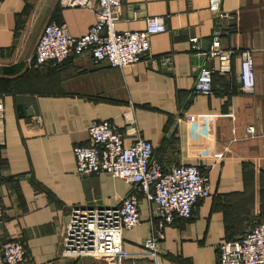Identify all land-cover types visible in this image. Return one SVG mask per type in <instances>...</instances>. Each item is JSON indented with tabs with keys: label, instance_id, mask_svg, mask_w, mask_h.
<instances>
[{
	"label": "crops",
	"instance_id": "crops-1",
	"mask_svg": "<svg viewBox=\"0 0 264 264\" xmlns=\"http://www.w3.org/2000/svg\"><path fill=\"white\" fill-rule=\"evenodd\" d=\"M58 1L0 0V242L22 245L20 264L99 263L66 260L59 252L70 209L117 207L132 191L105 174L74 173L72 149L87 145L90 124L107 121L125 146L133 141L126 131L134 128L163 168L196 166L211 191L195 202L189 220L163 226L137 194L139 224L122 234L121 264H217L218 244L247 230L264 188V0H120L117 33L142 31L151 17L166 27L150 37L144 58L121 70L93 65L87 55L30 67L46 24L63 25L78 38L94 21L95 0L90 8ZM218 11L226 17L217 18ZM215 30L228 54L224 62L189 47L190 38L207 47ZM242 51L252 56L253 96L237 90ZM164 59L169 66L154 70L151 61ZM200 67L211 71V96L191 94ZM153 230L162 235L155 259L142 246Z\"/></svg>",
	"mask_w": 264,
	"mask_h": 264
},
{
	"label": "built area",
	"instance_id": "built-area-1",
	"mask_svg": "<svg viewBox=\"0 0 264 264\" xmlns=\"http://www.w3.org/2000/svg\"><path fill=\"white\" fill-rule=\"evenodd\" d=\"M58 3L65 8H90L89 0H59ZM119 6L120 0H95L94 21L78 38L69 36L63 25L46 24L35 44L30 67L59 66L70 58L87 55L93 65L105 63L111 69L121 70L144 58L149 50L150 37L166 32V27L162 21L151 17L144 20L142 31L117 33L114 25ZM209 9L217 10V6L210 4ZM216 17L222 19L226 15L218 11ZM220 37V32L215 30L207 47H203L198 39L190 38L189 47L196 55L224 62L228 54L220 50ZM238 56V93L253 96L252 56L248 51L239 52ZM151 64L154 70H160L169 66V61L152 60ZM214 93L211 71L200 67L191 94L211 96ZM2 120L0 102V146L3 144ZM31 121L40 126L38 116L31 117ZM86 133L87 145L72 149L75 175L105 174L127 184L132 191L117 207L70 209L60 241L61 258L73 261L90 258L99 262L97 264H121L126 258L122 234L139 224L137 194L153 206V218L160 226L170 225L175 220H189L195 202L210 197V185L196 166L178 165L163 169L152 157L151 144L138 137L134 128L126 131V136L133 138L128 146L123 144L125 137L107 121L90 124ZM247 133H252L251 127L247 128ZM3 218L4 212L0 208V229ZM161 239V231L153 230L142 243L153 259L158 255ZM216 253L217 264H264V221H252L242 236L219 243ZM23 259L24 250L20 243L0 242V264H20Z\"/></svg>",
	"mask_w": 264,
	"mask_h": 264
},
{
	"label": "trees",
	"instance_id": "trees-1",
	"mask_svg": "<svg viewBox=\"0 0 264 264\" xmlns=\"http://www.w3.org/2000/svg\"><path fill=\"white\" fill-rule=\"evenodd\" d=\"M48 65H51V64H48ZM211 86H212V84H211ZM213 88V87H212ZM213 90H215L214 88H213ZM161 165V164H160ZM161 167L163 168V166L161 165ZM163 169H165V168H163ZM259 194H260V196H261V203H260V205H259V214H258V216L255 218V219H253V218H250V220L248 221V228L251 226V222L252 221H256V222H263L264 221V188L262 189V190H260V192H259ZM263 194V195H262ZM139 198V197H138ZM247 228V229H248ZM243 235V234H242ZM241 235V236H242ZM240 237V236H239Z\"/></svg>",
	"mask_w": 264,
	"mask_h": 264
}]
</instances>
